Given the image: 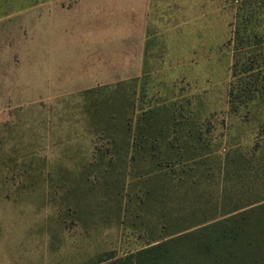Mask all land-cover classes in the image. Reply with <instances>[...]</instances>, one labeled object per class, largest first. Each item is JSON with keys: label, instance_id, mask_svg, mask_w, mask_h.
Here are the masks:
<instances>
[{"label": "rangeland", "instance_id": "1", "mask_svg": "<svg viewBox=\"0 0 264 264\" xmlns=\"http://www.w3.org/2000/svg\"><path fill=\"white\" fill-rule=\"evenodd\" d=\"M237 1L0 0V264H110L98 255L159 234L135 197L143 162L111 157L146 139L139 117L156 105L176 147L197 121L247 168L213 181L202 171L233 157L207 160V204L188 186L169 206L196 220L264 198V105L229 109Z\"/></svg>", "mask_w": 264, "mask_h": 264}, {"label": "trees", "instance_id": "2", "mask_svg": "<svg viewBox=\"0 0 264 264\" xmlns=\"http://www.w3.org/2000/svg\"><path fill=\"white\" fill-rule=\"evenodd\" d=\"M232 27L229 109L237 113L244 103L253 110L259 98L264 105V0H238ZM161 110L156 105L141 113L138 122H147L151 127L146 130V139L137 143L134 138L132 146L119 148L114 145L111 149V157L114 156L116 160L130 156L129 162L136 158L143 162L145 171L136 178L134 185L138 186L135 188V197L140 204L158 209L159 234L147 233L149 239L145 246L121 256L113 251H105L98 255L97 263L264 264V225L260 224L264 219V203H261L264 198L255 203H234L230 209L196 220L193 219L197 216L195 211L188 210V205L177 209L169 206L173 192L179 194L188 186L196 189L200 198L197 203L199 206L207 204L209 195L200 189L199 181L200 171L207 160L216 164L222 163L224 159L228 161L231 157L237 159H230V166L225 169L218 165L210 168L206 164L202 176L206 174L213 181L218 179L220 182L223 172L233 171L237 175L238 171H247V168L246 163L240 162L244 156L237 146L230 145L229 150L222 154L219 142L214 141L212 136H206L203 123L197 121L184 123L180 127L179 145L176 147L169 141L172 133L171 117L167 110ZM173 132L176 133V130ZM161 136L166 139H160ZM212 197L216 202L220 200L219 195ZM147 216L150 220L154 219L149 213Z\"/></svg>", "mask_w": 264, "mask_h": 264}]
</instances>
